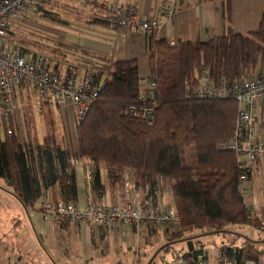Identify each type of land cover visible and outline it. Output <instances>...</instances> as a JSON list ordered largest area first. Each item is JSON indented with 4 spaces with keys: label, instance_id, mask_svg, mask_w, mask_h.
Instances as JSON below:
<instances>
[{
    "label": "trees",
    "instance_id": "1",
    "mask_svg": "<svg viewBox=\"0 0 264 264\" xmlns=\"http://www.w3.org/2000/svg\"><path fill=\"white\" fill-rule=\"evenodd\" d=\"M56 2L45 0L34 8V14L47 19L57 17L58 12L53 10ZM223 17L229 21L228 3L223 5ZM7 34L22 53L40 48L53 54L58 60L52 66L56 70L70 57L92 74L99 87L96 99L75 127L77 156L93 166L94 202L102 203L105 191L101 163L106 165L111 190L123 184L124 175L130 173L139 194L142 191V205L151 208L157 206L169 182L180 217L174 234L193 244L191 250L174 251L173 257L204 254L203 247L195 246L190 236H183L187 231L222 232L225 227L242 224L264 227V217L254 213L238 189L241 156L225 145L235 126V97L187 95L198 83L201 69L214 81H230L249 76L256 69L264 70V14L257 29L246 33L235 32L228 25L224 33L200 41L149 40L150 76L156 81L152 96H146V90L140 87L136 59L111 63L102 56L76 54L72 47L57 40L37 35L30 38L33 32L7 29ZM20 93L22 102L28 100V94L23 90ZM145 106L152 109L149 119L132 115V108ZM24 115L22 111L21 135L16 132L18 127L11 135L0 131V179L4 180L0 188L23 207L33 208L47 187L57 183L60 197L76 203L75 170L64 136L56 137L49 125L43 149L33 118ZM187 145L194 151L191 164L184 163L181 157V148ZM43 150L49 159L47 169ZM55 222L65 226L70 221ZM260 243L264 244V239L248 238L242 245L223 242L219 245L218 263L224 256L230 258L231 264L257 260L264 252Z\"/></svg>",
    "mask_w": 264,
    "mask_h": 264
},
{
    "label": "built area",
    "instance_id": "2",
    "mask_svg": "<svg viewBox=\"0 0 264 264\" xmlns=\"http://www.w3.org/2000/svg\"><path fill=\"white\" fill-rule=\"evenodd\" d=\"M44 1L0 0V131L3 135H11L15 127H21L20 90H23L25 95L28 94L29 105L37 113H43L45 105L54 109L52 114L56 123H59L58 126L63 129L69 159L73 163L79 159L74 145L75 127L83 120L91 103L96 99L99 87L93 82L92 74L84 69L80 70L73 61L60 62L62 66L56 70L52 67L47 53H22L15 41L7 37V29L26 32L32 28L34 8ZM106 7L113 12V22L119 29L150 31L172 16L178 7V1L160 0L156 12L144 16H139L132 5ZM144 84L146 96H152L156 86L155 79L149 75L144 79ZM225 94L233 95L238 105L235 126L225 145L241 156L238 189L246 197L247 179L254 162H264V119L259 124L255 118V110L264 104V70L256 69L249 76L230 81L225 78L214 81L205 69H201L198 83L187 91V95L196 97ZM131 112L132 115L147 120L151 117L152 109L145 106L141 109L132 108ZM125 184L129 190L127 188L122 203H96L90 199L84 206H79L61 197H47L40 205V214L47 222L66 219L103 227L119 222L133 225L136 231L145 224L164 225L169 230L179 227L180 217L173 206H144L135 182L129 175ZM255 261L249 259L246 264H264V256L262 262L258 259ZM166 264L213 263H210L203 253H195L174 256ZM217 264H231V261L224 256Z\"/></svg>",
    "mask_w": 264,
    "mask_h": 264
},
{
    "label": "crops",
    "instance_id": "3",
    "mask_svg": "<svg viewBox=\"0 0 264 264\" xmlns=\"http://www.w3.org/2000/svg\"><path fill=\"white\" fill-rule=\"evenodd\" d=\"M177 1L178 7L172 16L163 20L157 28L150 31L119 29L113 22V12L107 8L106 5H132L135 7L139 16H144L156 12L160 0H63V3L68 5L71 4L73 7V11L68 12L70 13V17L68 16L69 18H67V21L56 24L58 26L63 25V27L58 28V26L47 22L42 23L41 21L36 23L33 20V22H31L33 23L32 29H35L36 32H41L40 28H43L46 32L41 35L72 47L76 51V54L85 52L102 56L107 58L111 63L123 59H136L139 76L141 78L140 87L144 89V79L150 75L149 40L153 41L163 38L169 43L200 41L224 33L228 25L235 32L246 33L257 29L262 14H264V0H228L227 2L226 0ZM227 3L229 4L230 12L229 21L223 17V5ZM46 21L49 22L50 20L48 19ZM53 22L57 23L56 21ZM65 32H73V41L66 39ZM46 53L51 59V65L54 67L58 60L55 59L53 54ZM60 67L61 63H59L57 69ZM78 67L80 70L82 69L79 64ZM256 119L259 124L261 120L264 119V104L259 106ZM39 142L41 141L39 140ZM74 145L76 147V136ZM44 147L45 145H42L43 149H45ZM45 154L43 150V156ZM44 164L47 169L49 167V159L46 156H44ZM71 164L74 166L75 170L76 204L84 206L94 195L91 187V170L93 166L90 161L83 157H79V159L75 160L73 163L71 162ZM100 173L101 181L105 185L102 203H122L124 201L125 192L127 188L129 190V187L123 182V184L118 186L115 190H111L108 183L105 163H101ZM128 175L130 177V173ZM126 177L127 176L124 175V180H126ZM3 183L4 180L0 179V186H2ZM166 190L168 192L167 204H171L174 202V197L169 182L163 192ZM247 192L248 195L245 198V202L253 207V211L256 215L264 217V162H254L247 179ZM47 197H60V189L57 183L50 184L47 187L43 197L35 202L33 208L23 207V209L27 212L28 218L32 222L36 233L42 236H48L50 239L49 242L55 248H63L67 251L74 250L75 254L80 256L81 260L91 259L93 255L97 254L95 252L98 248L102 249V256L104 257V249L101 245L103 242L106 243L108 233H112L114 230L116 232L118 231L117 236L121 239L119 251L123 253L125 257H129L127 260L129 264H137L141 259L140 253L137 254V259H135L133 250L134 243L137 241L139 235L141 240L140 244L142 242L152 243V239L160 238L158 239L162 242L160 248L164 247V249H169L172 246L170 242L173 240H169L168 237L170 232L167 231L168 228L164 225L153 226L145 224L139 231H134L132 225H124L119 222H115L109 227L88 225L84 222L72 221L66 223L65 226H61L60 222L46 223L39 209L42 200ZM141 197L142 191H140V198ZM160 198H162V196ZM157 205L168 206L163 204L161 199ZM155 207L156 205L152 208ZM255 228H257V232L251 230ZM255 228L246 226L245 229L247 233L245 234L242 232H235L234 229L232 232L235 238H232V240L226 238V233H230L226 232L223 234V239L220 241L219 245L223 242H233V244L239 242L237 245H242L248 238L254 240L264 239V227ZM127 230H129V237H126ZM260 244L264 245L262 243ZM219 245L216 248V252L213 254L204 249L201 243L198 247H203V252L210 263L217 264L221 259V257H219ZM121 260L122 256L118 254L117 263H121ZM56 262L60 264L58 260ZM148 262L149 259L146 263L148 264Z\"/></svg>",
    "mask_w": 264,
    "mask_h": 264
},
{
    "label": "rangeland",
    "instance_id": "4",
    "mask_svg": "<svg viewBox=\"0 0 264 264\" xmlns=\"http://www.w3.org/2000/svg\"><path fill=\"white\" fill-rule=\"evenodd\" d=\"M70 7L71 4L67 7L63 3V0H57V2L55 3V7L53 8V10L58 12L57 17H49L50 21L48 22L46 21L48 19L33 13L34 21L36 23L39 21H41L42 23L47 22L49 24L58 26L56 24L63 23V18L67 19L70 17V13H68ZM31 21L32 20H30V22ZM53 21H56L57 23H54ZM60 27H63V25L58 26V28ZM34 30L32 28H29L26 31L35 32V34H29L30 38H33L36 35L37 37L41 36L39 32H36V30ZM40 31L42 33L46 32L43 28H40ZM65 36L66 39L73 41V32H65ZM33 50L40 51V48H34ZM41 51L46 54L45 50ZM64 60L73 61V59H71L70 57H66ZM22 104H25L23 105L25 107H20V119H22V111H25V115H27L28 117L33 118L36 134L38 136V140L41 141L40 143L42 145H45L46 140L44 135H46V132L48 131L47 128L49 129V125H51L52 130H54L56 137L60 138V136H64L62 127L58 126L59 123H56L55 116L52 115V113L54 114L55 112L52 107L45 105L43 107L44 112L42 113V115L34 111L35 109L28 105V100H23V102L21 100V105ZM16 132L21 135V128H16ZM193 154L194 151L192 150L191 146L187 145L181 148V157L184 163L191 164L194 161ZM5 192L6 191H4L3 189H0V264H58L56 262L57 260L60 264H129L127 261L129 257H125L124 254L119 251L121 239L117 236L118 231L116 232L115 230L112 233H108L106 243L103 242L101 245V247H103L104 249V257L102 256L101 248H98L95 252L97 254L93 255V257L88 260H81L80 256L75 254L74 250L67 251L63 248H55L49 242L50 239L48 236H42L41 234L36 233L35 228L33 227L30 219L28 218L27 212L23 209V206L20 204V201H18V199H16L15 197H12V195L8 192ZM167 194V190L163 192L161 202L168 206H173L177 210L175 202L167 204ZM40 211L41 210L39 209V212ZM246 226H251V228H255L252 225L242 224L225 227L222 232L207 233L205 231H187L186 233H184L185 235L183 236H190V238L195 241V246H198L201 243L203 244L204 249L213 254L216 252L217 246L223 239L222 237L224 233L230 232L226 233V238L232 240V238H235L232 231L235 229V232H242L245 234L247 233L245 229ZM132 227L134 231H136L133 225ZM251 230H255V232H257V228ZM167 231L171 232H168L169 240H173L172 242H170L172 246L169 249H164V247L160 248V244L162 243L160 242L161 240H158L160 238L152 239V243L142 242L140 244V233L138 234V242L136 241L133 247L134 254L136 255L140 253L141 256V259L139 262H137V264H147L146 262L148 259V264H166V262H170L173 259L174 254L172 253H174V251H179L188 248L189 241L187 239L181 238V235L176 236L174 234L178 231V228L176 230L167 229ZM126 237H129V230H127ZM236 244H239V242H237ZM118 254L122 256L121 263H117L116 261L118 258ZM262 256H264V252H261L258 255V261L262 262Z\"/></svg>",
    "mask_w": 264,
    "mask_h": 264
},
{
    "label": "water",
    "instance_id": "5",
    "mask_svg": "<svg viewBox=\"0 0 264 264\" xmlns=\"http://www.w3.org/2000/svg\"><path fill=\"white\" fill-rule=\"evenodd\" d=\"M192 247H193V244H192V242H191V241H189V242H188V249H189V250H191V249H192Z\"/></svg>",
    "mask_w": 264,
    "mask_h": 264
}]
</instances>
